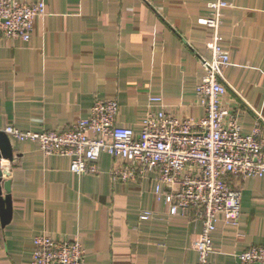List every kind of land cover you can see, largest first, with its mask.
I'll use <instances>...</instances> for the list:
<instances>
[{
    "label": "crops",
    "instance_id": "1",
    "mask_svg": "<svg viewBox=\"0 0 264 264\" xmlns=\"http://www.w3.org/2000/svg\"><path fill=\"white\" fill-rule=\"evenodd\" d=\"M44 1L48 15L36 20L30 41L0 42V129L65 128L86 118L97 98L118 100V124L136 130L152 95L179 117L204 115L195 87L200 56L209 54L211 33L200 24L206 0ZM228 1L221 30L232 55L226 101L249 132L264 117V0ZM8 136L12 216L3 225L0 209V264H32L34 238L45 231L79 237L85 264L198 263L202 224L155 199L154 173L136 183L113 181L115 160L104 153L100 173L81 176L69 157L45 156L38 143ZM235 184L241 217L234 225L219 214L214 264H240L239 253L264 245V176Z\"/></svg>",
    "mask_w": 264,
    "mask_h": 264
},
{
    "label": "built area",
    "instance_id": "2",
    "mask_svg": "<svg viewBox=\"0 0 264 264\" xmlns=\"http://www.w3.org/2000/svg\"><path fill=\"white\" fill-rule=\"evenodd\" d=\"M206 3L209 11L200 24L211 38L209 54L200 56L202 75L195 87L197 102L204 108L200 118L179 117L167 109L162 96L152 95L141 129L136 130L118 124V100L97 98L86 118L65 128L37 132L9 125L0 129L21 141L38 143L45 156L69 157L71 170L81 176L99 174L104 153L115 160L113 181L136 183L154 173L155 199L163 200L170 214L191 212L194 221L202 224L194 244L197 264H214L210 255L219 214L229 224L239 222L242 188L236 180L264 176V117L260 115L244 132L240 116L226 101L224 70L232 63V55L222 46L221 30L224 9L231 4L228 0ZM47 15L44 0H0V42L30 41L36 20ZM0 168L11 175V161L1 159ZM6 172L3 179L10 178ZM238 258L240 264H264V245H253ZM85 259L79 237L61 240L45 231L34 238L32 264H85Z\"/></svg>",
    "mask_w": 264,
    "mask_h": 264
},
{
    "label": "water",
    "instance_id": "3",
    "mask_svg": "<svg viewBox=\"0 0 264 264\" xmlns=\"http://www.w3.org/2000/svg\"><path fill=\"white\" fill-rule=\"evenodd\" d=\"M13 145L11 138L2 130H0V160L7 159L13 161ZM5 170L0 168V209L2 224L6 225L11 220L12 216V199H11V179H3ZM10 175L9 172H6ZM6 190L7 194L4 196L3 190Z\"/></svg>",
    "mask_w": 264,
    "mask_h": 264
}]
</instances>
